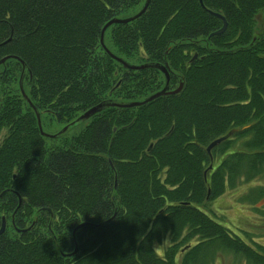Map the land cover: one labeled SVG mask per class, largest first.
Returning <instances> with one entry per match:
<instances>
[{"label": "trees", "instance_id": "1", "mask_svg": "<svg viewBox=\"0 0 264 264\" xmlns=\"http://www.w3.org/2000/svg\"><path fill=\"white\" fill-rule=\"evenodd\" d=\"M147 0H0V264H264V245L233 232L210 202L264 180V0H151L110 26L105 45L170 72L169 93L108 107L49 147L44 118L66 126L104 102L162 90L157 68L127 69L104 26ZM227 30L213 35L223 27ZM45 118V119H46ZM234 134L208 152L209 145ZM65 136L61 137L64 138ZM264 185L241 200L256 205ZM18 232L17 229H28ZM242 233V234H243ZM243 234V235H244Z\"/></svg>", "mask_w": 264, "mask_h": 264}, {"label": "rangeland", "instance_id": "2", "mask_svg": "<svg viewBox=\"0 0 264 264\" xmlns=\"http://www.w3.org/2000/svg\"><path fill=\"white\" fill-rule=\"evenodd\" d=\"M257 22V35H259L264 32V10L260 11L258 14ZM45 118V132L55 134L64 128L63 125L50 122L49 119ZM87 123L88 121L74 126L63 135L65 136L64 138H46L47 145L49 147L61 146L66 140L78 135L83 128H85ZM261 185H264L263 178L257 179L249 184H244L235 190H228L220 198L210 202L209 206L213 212L212 214H214L219 220L223 221V224L229 227L233 232L247 238V235L243 233L247 231V234H250L254 240L264 245V199L259 201L256 205L241 200V198L248 194L252 188ZM7 229L10 230V234L14 235L10 226V221L7 223ZM219 258L221 264H246L245 261L238 259L231 254L223 255Z\"/></svg>", "mask_w": 264, "mask_h": 264}, {"label": "water", "instance_id": "3", "mask_svg": "<svg viewBox=\"0 0 264 264\" xmlns=\"http://www.w3.org/2000/svg\"><path fill=\"white\" fill-rule=\"evenodd\" d=\"M151 0H147L144 7L134 16L129 17V18H125V19H120V18H115L112 19L111 21H109L103 28L102 30V36H101V44L104 47V49L106 50L107 53H109V55L119 61L120 63H122L124 65L125 68L127 69H133V70H141V69H147V68H157L160 69L165 77H166V84L164 86V88L160 91H158L157 93L150 95L148 97H146L145 99L141 100V101H131V102H127V103H120V102H115V101H104L92 108H90L88 111L84 112L82 115H80L77 119H75L74 121H72L71 123H69L68 125H66L61 131H59L58 133L55 134H49L47 132L44 131L43 129V125H42V119H41V113L40 111L34 106L33 102L31 101V99L29 98V96L27 95L25 88H24V78L26 75V65L23 63L24 66V71L22 73L21 79H20V89L22 92V95L24 97V99L30 104V106L34 109L36 116H37V121H38V126L40 129V132L42 134V136L47 137V138H51V139H58L60 137H62L64 134H66L71 128H73L74 126L81 124L83 122H86L87 120L91 119L94 115H96L97 113H100L102 110H104L105 108L108 107H121V108H134V107H140V106H144L149 104L150 102L156 100L157 98L164 96L166 94L169 93H177L181 90L180 86L177 90L175 91H170V72L168 71L167 67L165 65L162 64H158V63H145V64H141V65H133L130 62L126 61L123 58H120L118 56H116L115 54H113L105 45V33L107 31V29L112 26L113 24H118V23H128L131 22L133 20H136L137 18H139L142 14H144L146 12V10L149 7ZM201 3H203V0H201ZM212 14L217 15L218 17H220L223 20V27L216 31L215 33H213V35H221L223 34L227 28H228V22L226 20V18L224 16H222L221 14L218 13H214L212 12ZM10 57H5L4 59H2L0 61V65L3 64L7 59H9ZM235 130L230 131L228 134H226L223 137H220L218 139H216L215 141H213L209 147H208V152L211 153V150L218 146L219 144H221L223 141L229 139L233 134H234ZM6 191H4L1 195L0 198L3 196V194ZM7 229V220L6 218H3V224L2 227L0 229V234L4 233ZM28 229H17L18 232H25L28 231Z\"/></svg>", "mask_w": 264, "mask_h": 264}, {"label": "clouds", "instance_id": "4", "mask_svg": "<svg viewBox=\"0 0 264 264\" xmlns=\"http://www.w3.org/2000/svg\"><path fill=\"white\" fill-rule=\"evenodd\" d=\"M10 134V129L6 125H0V141L6 140ZM216 264H221L220 258H217Z\"/></svg>", "mask_w": 264, "mask_h": 264}, {"label": "flooded vegetation", "instance_id": "5", "mask_svg": "<svg viewBox=\"0 0 264 264\" xmlns=\"http://www.w3.org/2000/svg\"><path fill=\"white\" fill-rule=\"evenodd\" d=\"M223 222V221H222Z\"/></svg>", "mask_w": 264, "mask_h": 264}]
</instances>
